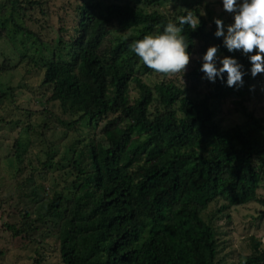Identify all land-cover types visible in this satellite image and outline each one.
<instances>
[{
	"label": "trees",
	"instance_id": "16d2710c",
	"mask_svg": "<svg viewBox=\"0 0 264 264\" xmlns=\"http://www.w3.org/2000/svg\"><path fill=\"white\" fill-rule=\"evenodd\" d=\"M9 1L22 19L27 9L20 5L41 7L38 1ZM75 1L72 35L58 37L53 50L15 17L11 36L2 31L15 55L21 56L17 35L38 43V62L25 43L19 60L43 71L47 103H57L61 112L45 109L41 132L56 124L64 140L78 134L64 152L66 175L74 176L70 191L36 197L35 222L56 228L63 264H224L217 259V235L218 223L231 221L225 213L254 203L264 217V116L246 108L264 96V74H246L241 88L202 79V56L210 46L219 48L220 57L234 56L246 72L250 64L239 51L227 52L214 36V22L208 27L199 16L200 3L188 7L178 0L179 15L187 9L200 19L197 29L186 26L183 33L191 55L180 84L182 73H156L131 50L134 41L175 20L158 10L165 0H145L146 7L140 0ZM146 76L156 82L149 85ZM202 86L207 92L198 101L188 95ZM227 101L246 123L222 131L210 102ZM7 229L14 236L24 231ZM249 241L250 253L238 264H264L263 243L253 236Z\"/></svg>",
	"mask_w": 264,
	"mask_h": 264
},
{
	"label": "rangeland",
	"instance_id": "374dc122",
	"mask_svg": "<svg viewBox=\"0 0 264 264\" xmlns=\"http://www.w3.org/2000/svg\"><path fill=\"white\" fill-rule=\"evenodd\" d=\"M29 1L40 2L41 7L20 5L27 9V17L22 19L21 12L18 15L12 11L9 0H0V93L6 94L5 98H0V264H63L56 228L35 222L37 212L34 207L37 204L33 200L36 197L51 199L55 192L69 193L74 176L71 172L66 175L68 163L64 152L77 139L78 134L71 132L64 140V133L56 124L41 132L40 127L48 119V115H44L45 109L55 115H60L61 112L57 103H47L49 94H45L42 86L43 71L33 68L26 60H19L25 56L26 48L21 46L25 43L30 55L38 62L41 58L37 51L38 43L32 37L26 39L17 35L14 44L21 52V56H18L15 55L13 46L6 41V35L11 36V30L14 29L11 17H15L53 50V47H58V37L68 40L72 35L76 1ZM140 1L146 7V1ZM193 3H200L199 10L206 13L203 17L208 27L214 19H221L225 25L232 23L231 14L222 10L220 0H182V6H194ZM179 7L178 0H165L158 10L162 14L170 13L176 17L179 15ZM60 28L65 33L59 35ZM2 31L6 33L5 36ZM66 54L67 52H62L63 56ZM4 62H8L10 68L5 67ZM144 81L152 85L156 79L155 76H146ZM178 81L180 84L186 83L183 74L178 77ZM206 92L202 86L197 89V93L189 92L188 95L198 101ZM134 97L136 91L131 87L130 98ZM210 106L216 112L215 119L222 131L246 123L244 116L231 101L223 104L210 102ZM246 108L248 112L255 113L256 117L264 116V96L261 100L254 99ZM27 113L33 116L28 117ZM29 124L34 127L33 130L26 128ZM101 139L99 136L98 140ZM49 151L52 160L47 164L46 153ZM259 195H264V192L259 190ZM260 211V206L252 203L225 213L231 217V221L227 223L223 219L218 223V260H222L224 264L241 263L250 253L251 236L260 239L264 246V217L260 218ZM29 225H32L31 230L27 228ZM8 226L24 231L20 236H14L7 229Z\"/></svg>",
	"mask_w": 264,
	"mask_h": 264
},
{
	"label": "clouds",
	"instance_id": "9594fccd",
	"mask_svg": "<svg viewBox=\"0 0 264 264\" xmlns=\"http://www.w3.org/2000/svg\"><path fill=\"white\" fill-rule=\"evenodd\" d=\"M222 10L232 16V23L225 25L214 19V36L222 38L228 53L239 51L250 64L246 72L244 65L234 56L217 55L219 48L210 46L202 56L199 71L202 79L209 83L219 80L228 88L244 86V76L255 78L264 74V0H220ZM183 15L162 25L157 34H148L131 44L132 52L143 64L159 74L184 73L190 62L188 38L185 27L195 30L200 25L199 17L191 10L183 9ZM201 11L199 16H205Z\"/></svg>",
	"mask_w": 264,
	"mask_h": 264
}]
</instances>
